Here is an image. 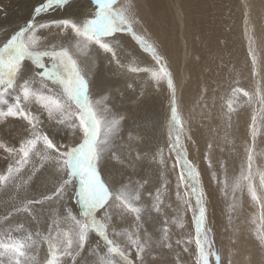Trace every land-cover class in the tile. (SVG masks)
<instances>
[{
  "label": "snow or ice",
  "instance_id": "snow-or-ice-1",
  "mask_svg": "<svg viewBox=\"0 0 264 264\" xmlns=\"http://www.w3.org/2000/svg\"><path fill=\"white\" fill-rule=\"evenodd\" d=\"M71 2L41 0L22 26L0 38V159L5 161L0 168V264H186L185 255L191 264H232L231 255L225 261L217 247L208 192L199 166L189 158L188 142H196L182 115L183 90L170 59L147 28L137 30L142 20L132 0H88L87 13L43 18ZM126 38L138 51L128 50ZM248 51L251 74L260 77L264 69L251 39ZM141 54L150 59L142 61ZM193 59L198 63L200 57ZM105 64L114 75L143 77L147 89H133L130 105H141L147 90L167 101L163 120L153 124L164 131L153 147L157 180L151 187H146L148 178H132L147 156L140 148L147 130L128 126V115L117 109L109 89L97 91ZM229 89L219 114L226 129L233 127L241 96L249 105H264L259 82L252 93L239 81ZM208 92L204 84L199 95ZM259 111L264 113V107ZM201 115L214 118L208 104ZM249 129L239 176L231 183L222 160L217 163L223 179L217 173L211 142L204 159L221 195L230 197L229 224L245 192L258 210L252 223H261L253 234L264 252V171L257 169V184L253 170L260 134L255 111ZM227 137L226 131V142ZM169 172L175 173L174 185ZM189 216L193 230L177 236Z\"/></svg>",
  "mask_w": 264,
  "mask_h": 264
},
{
  "label": "bare ground",
  "instance_id": "bare-ground-1",
  "mask_svg": "<svg viewBox=\"0 0 264 264\" xmlns=\"http://www.w3.org/2000/svg\"><path fill=\"white\" fill-rule=\"evenodd\" d=\"M21 1L22 0H14L13 2L21 3ZM26 1L30 3L36 2V0ZM132 1L135 3V10L138 11V13L140 12L141 16L144 18L141 25L150 30L152 32L150 33L152 35H156L155 37L159 39V41H161L159 42V44H162V50L166 52L165 55L172 62L171 67L174 71L177 72L178 83L180 81V77L181 81L183 80L182 82H184V71L186 70V80L184 88H181L179 84L178 88L183 90V99L181 103L182 115L186 120V127H190L191 135L196 142L195 146H193L191 142H188L189 158L192 159L194 163L197 162L202 171L201 173L204 185L206 187L210 200V219L213 222V226L216 232L217 247L221 250L225 261L228 259L229 255H231L232 264H264V252H261L260 249L257 247L253 234L254 229L259 227L261 223L259 219H257L255 224L252 223V219L254 217H258L259 215L258 210L251 205L249 198L245 194L243 198L242 196L239 198L237 210L231 213V224H229L227 205L228 203H230V197L225 198L221 195V193L219 192V186L214 183L210 178L211 173L207 169V165L204 159L206 144L211 142L213 144L212 158L214 166L216 167L217 173L220 178L223 179V175L220 172L217 161L221 160L224 161L226 164L227 176L230 183L235 177L239 176V163H241V158L239 157L241 156L240 152L242 153L243 149L241 145L240 149L236 147L232 143V139L233 142L237 145L242 143L243 141L246 142L247 137L243 133V125H245V128L248 125V112L251 105L249 106V104L245 102L246 98H244L243 96L238 98L237 113L233 116V127L230 129H226L223 125V122L219 119V114L221 112L220 106L224 102L221 97L228 95V92L230 93L229 87H225L227 90L223 87L225 84L224 82L228 79L224 77L225 73L223 67L225 68V66L221 65L220 63H217V68H222L223 72L222 76L220 74L215 78L214 83H209L206 79L204 80L200 76V73L204 69L203 65L209 61H212L213 63H215V61H218L222 62V64H226L228 60H224V54L226 55L225 59L231 60L233 58L232 63L235 59H237L239 63L240 54L244 53L245 48H249L247 43L249 44L250 37L252 38V41L255 39L257 42L259 41L260 43H262L261 45H263V48H258V46L255 48V54L257 53V50L258 52L259 50L264 51V0H244L245 5H247L244 6L247 7L246 25L248 22V31L250 32L246 33L248 36L247 43L245 40L246 34H243L241 32L240 27L237 25V22H234L233 19L235 16V5L233 6V8L232 6L230 7V3H233V0H220L221 2L218 0H216L215 2L209 0L212 2L210 5H205L208 3V1L207 3L204 2L205 4H203L201 0H180L178 4L177 0ZM249 4L252 7V9H250V14ZM239 7L241 8L242 6ZM188 8L193 9V15L190 18L192 20L191 25L193 28L191 29L193 30L194 34H200L201 36L199 47L205 45L207 48L209 46L210 51L208 52H205L202 48V53L198 54L197 39L191 34L185 32L183 20ZM89 11L90 8L88 0H72L71 6L68 7L66 10L51 13L43 18H59L69 15L75 16L87 13ZM27 13L28 11L26 7L25 11L20 15H25ZM239 13L240 18H242L241 9L239 10ZM20 15L14 16L10 12L7 16L8 21L2 22V20H0V28H2L3 26H7L9 29L8 33H12L30 18V16H28L24 20ZM249 15L251 17L250 19ZM15 24L16 27L10 29ZM137 30L139 31L138 27ZM163 30L169 35L170 39L174 40L172 44L169 43V46L167 41L162 40L163 38H159L160 33ZM183 32L190 37L183 39ZM240 32L242 33L241 39L243 42L245 41V45L244 49H242V44L240 43L241 45H238L237 50L236 37L237 34ZM186 39H188V48H197L192 51L193 55L192 57L191 55L189 56L191 57L189 60L185 59L187 52L182 49V47L186 46ZM256 41L255 43L258 44ZM125 43L130 52L138 51V49L130 41V39L126 38ZM253 47H255L254 44ZM206 53L208 57L206 56ZM194 56L200 57L198 63L194 62ZM244 56L245 60L242 61V64H245V66L247 67L249 64L246 65V62H249L247 61L249 57H247L246 55ZM139 58L145 62L150 59L146 57V54H141ZM261 58L263 57H260V59ZM238 65L239 64H237V67L235 68L237 71ZM235 69L233 68L231 72H234ZM244 70L247 72L249 71L246 68H244ZM113 73L114 69H112L110 66H107L105 64V66L101 67L98 77L97 91H102L105 88L109 89L112 92L113 102L116 104L117 109L124 110L128 117L134 120L135 123L129 120L128 126L132 127L133 125H138L147 130L145 133L147 136V141L140 145V148L147 153V156L143 160L138 162L136 174L133 175L132 178L133 180H141V178H148L149 184L146 187H151L152 183L157 180L155 170L156 166L151 161L153 147L155 143L163 139L164 131L163 128L160 127H157L154 130L153 124L163 120L164 114L167 111V101L163 95H157L151 90H147V95L145 96L143 103L137 106L136 112H133L131 105H127V103L129 101V97L133 94V89L137 92H139V86H143L144 89H147V85L144 83L143 77H122L119 74L114 75ZM187 73L191 74V77L189 79L187 78ZM194 75L196 76V78L194 77ZM262 77H264V74ZM218 79H220V81ZM221 81L223 82V85H221ZM227 81V85H229V79ZM261 83L264 84L263 82ZM126 84H131L132 88L126 89ZM204 84L208 86L209 92L206 97L201 98L199 94L201 86ZM213 89H215V93H213ZM251 90L252 86L249 87V91L252 93ZM116 93H120V95L117 96ZM148 95L149 97H147ZM204 104L209 105L210 111L214 117L213 119L209 120L202 117L201 111L202 105ZM258 119L257 126L259 127L261 132H264V126H261L259 124L260 121ZM10 123L15 122L11 121ZM0 130H2V126H0ZM226 131L228 133L227 140H229L227 142L224 140V135ZM248 133L250 134L249 131ZM6 138L9 139L10 142H12L10 137ZM259 139L260 140L257 141V149L255 154V163L253 169L254 174L257 172V169H259L260 171H264V149L260 150L259 148L262 144L264 145V136ZM126 148L127 146L125 145V147L120 150L121 154L126 151ZM257 156H260L262 160L259 159ZM171 162V158H169V164H171ZM4 166L5 161L3 159H0V168ZM109 170L112 171L113 175L117 174V169L112 164L109 165ZM167 175L174 185L175 173L169 172ZM255 181L257 184H259L260 177L258 174H255ZM172 200L174 201V191L172 192ZM240 201H242V204L240 203ZM0 207H2V205H0ZM243 214H245V216H243ZM186 218L188 220V222L186 221L187 227L185 230H176L177 236L183 235L186 232H190L193 230L190 223V216ZM148 226L149 228H151V225ZM225 228H228V230L225 231ZM233 241L235 242L233 243ZM44 255L45 253L42 249L40 252V257L43 258ZM188 258L189 257L187 255L184 256L186 264H191L187 260ZM89 259L92 258L89 257Z\"/></svg>",
  "mask_w": 264,
  "mask_h": 264
},
{
  "label": "rangeland",
  "instance_id": "rangeland-1",
  "mask_svg": "<svg viewBox=\"0 0 264 264\" xmlns=\"http://www.w3.org/2000/svg\"><path fill=\"white\" fill-rule=\"evenodd\" d=\"M14 0H2V1H0V20H2V22H4V21H8V18H7V16L9 15V13L11 12L14 16H18V15H20V14H22L24 11H25V9H26V7H27V11H28V13L27 14H25V15H20L24 20L28 17V16H30L31 14H32V12H33V9H34V7H36V6H38L39 5V3L41 2V0H36V2L34 3H30V2H28V1H26V0H22L21 1V3L19 2V3H14L13 2ZM25 1H26V3H25ZM207 1H208V3H207ZM216 0H212V2H215ZM218 1H220V0H218ZM221 1H223V0H221ZM220 1V2H221ZM180 2V0H177V4ZM201 2H203V4H205V3H207V4H205V5H210L212 2L211 1H209V0H201ZM205 2V3H204ZM132 3H133V5H134V8H135V3L132 1ZM228 3V2H227ZM240 3V4H239ZM231 5H230V7L232 6V8H233V6H234V14H235V16H234V22H237V25L240 27V30H241V32L243 33V34H246V33H250L249 31H248V22H247V25H246V13H247V7H244V6H247V5H245V2H244V0H233V3H230ZM242 4V5H241ZM239 6H242L241 8L239 7ZM236 8V9H235ZM243 8V9H242ZM245 8V9H244ZM192 9V8H191ZM191 9H187V11H186V13H185V16H184V20H183V25H184V28H185V32L186 33H188V34H191L192 36H194L196 39H197V43H198V45H197V48H198V54H201L202 53V48H203V50L205 51V52H208V51H210V47L208 46L207 48H206V46L205 45H203V46H201V47H199V45H200V41H201V36H200V34H194V32H193V28H192V25H191V17H192V15H193V9L191 10ZM241 9V11H242V18H240V13H239V10ZM250 9H252V7H251V5L249 4V14L251 13L250 12ZM190 11V12H189ZM137 13H138V11H137ZM189 14V15H188ZM138 15H139V17L141 18V20L143 21V17L141 16V14H140V12L138 13ZM186 15H187V17H186ZM245 17V18H244ZM49 18H52V17H49ZM251 17H250V15H249V19H250ZM46 19H48V18H46ZM232 19V20H233ZM231 20V21H232ZM245 22H243V21ZM230 21V22H231ZM1 22V23H2ZM190 26V27H189ZM229 26V25H228ZM16 27V24L14 25V26H12L10 29H13V28H15ZM138 27V29H139V31L140 30H142V28H145V27H143L142 25H138L137 26ZM192 28V29H191ZM188 29V30H187ZM249 30H250V21H249ZM8 31H9V29H8V27L7 26H3L2 28H0V38H3V37H5L6 35H8L9 33H8ZM150 31V30H149ZM167 31V30H166ZM151 32V31H150ZM238 33L237 34V37H236V48H237V50H238V45H241L242 44V49H244V45H245V41L243 42L242 41V39H241V34L242 33ZM152 33V32H151ZM250 35V34H249ZM156 35H152V37L154 38V39H156L157 41H158V43L159 42H161V41H159V39H157L156 37H155ZM182 36H183V39H185V38H187V37H190V36H188V35H186L184 32H183V34H182ZM169 37V35L163 30L161 33H160V36H159V38H163L162 40H164V41H167L168 42V46L170 45V44H172L173 43V41L174 40H172V39H170V37ZM247 39H248V36H247V34H246V43H247ZM250 39H251V41H252V38L250 37ZM221 41V40H220ZM254 41V42H253ZM252 42V48H253V51H254V53H255V48L258 46V48H263V45H261L262 43H260L259 41L257 42L255 39L253 40ZM255 41L258 43V44H256L255 43ZM170 43V44H169ZM183 43V42H182ZM185 43H186V46H184V47H182V49L183 50H185V52H187V54H186V56H185V59L186 60H189L191 57H192V55H193V53H192V51L193 50H195V49H197V48H195V49H192V48H188L187 47V44H188V39H186V41H185ZM241 43V44H240ZM253 44H254V46L255 47H253ZM260 44V45H259ZM161 45L162 44H160V47H161ZM247 45L249 46V44L247 43ZM186 49H187V51H186ZM222 49V48H221ZM247 49H249L248 47L247 48H245L244 49V53H247V54H244V53H241L240 54V57H239V63H238V60L237 59H235L234 61H233V63H232V60H233V58L230 60V59H225L226 58V55L224 54V60H228L227 61V63L226 64H222V62H218V61H215V63H213L212 61H209V62H207V63H205L204 65H203V67H204V69L202 70V72L200 73V76L205 80H207V82H209V83H214V81H215V78L218 76V75H220L221 74V76H222V72H223V70H224V73H225V78H228L229 79V82H230V84H234L235 83V81H239L240 82V86H242L246 91H249V87H251L252 86V92H254L255 91V88H256V85H257V82H263L264 83V80H262L261 79V77L263 76V74H264V72H263V70L261 71V74H262V76H261V74H260V77H253L252 76V74H251V57L250 56H248L249 54V51L247 50ZM161 51H162V53L163 54H166V52H164L163 50H162V47H161ZM220 51V50H219ZM246 51V52H245ZM190 52H191V54H190ZM241 52H242V50H241ZM221 54V53H220ZM191 55V57H189ZM244 55H246L247 57H249V59L247 60V61H249L248 63L246 62V65H248L247 67L245 66V64H242V61H244L245 60V56ZM256 56H257V60H258V62H259V64L260 63H262V64H260V66H261V68L262 69H264V51H261V50H259V52H258V50H257V53L255 54ZM170 56V55H169ZM206 56L208 57V55H207V53H206ZM202 57V56H201ZM260 57H263V58H261L260 59ZM262 61V62H261ZM170 63H172L171 61H170ZM217 63H220L221 65H224L225 66V68L223 67V70H222V68H217ZM233 64V67H232V64ZM245 63V62H244ZM228 64V65H227ZM231 64V65H230ZM237 64H239L238 65V71L235 69L236 67H237ZM207 65V66H206ZM208 65H210V66H208ZM213 65V66H212ZM226 65H227V68H226ZM235 65V66H234ZM216 66V67H215ZM217 68V69H216ZM233 68L235 69L234 70V72L232 71L231 72V70H233ZM244 68H246V69H248L249 71L247 72V71H245L244 70ZM230 71V72H229ZM263 72V73H262ZM184 74H185V77H184V82H182L181 81V77L179 78L180 79V81H179V86L181 87V88H184V85H185V80H186V70L184 71ZM221 76H220V79H221ZM191 77V74H189V73H187V78L189 79ZM194 77L196 78V76L194 75ZM223 77V78H224ZM187 79V80H188ZM220 79H218L219 81H220ZM227 79V80H228ZM194 80V79H193ZM225 81L224 83V89H226L227 87H229V85H227V82L228 81ZM233 80H234V82H233ZM262 80V81H261ZM232 82V83H231ZM221 85H223V82L221 81ZM261 85V88H262V90H264V84H260ZM195 86V85H194ZM140 88H139V91L140 90H142V89H144V87L143 86H139ZM226 87V88H225ZM254 88V89H253ZM227 90V89H226ZM250 92V91H249ZM251 93V92H250ZM230 93L228 92V95H229ZM150 95V94H149ZM149 95L147 96V97H149ZM148 99V98H147ZM247 99V98H246ZM246 99H245V102H246ZM127 105H130L129 104V101H128V103H127ZM250 106V105H249ZM131 107H132V110H133V112H136L137 111V106H133V105H131ZM261 107H264V105H261V104H259V103H253V104H251V107H250V109H249V112H248V121H247V127L245 128V125H243V133H244V135H246V137H247V139H246V141L247 140H249V138H250V134L248 133V131L250 132V129H249V126H250V124H251V118H252V115H253V113H254V111H255V114H256V116H257V119L259 120V121H261V118L262 117H264V113H261L260 111H259V109L261 108ZM129 120L130 121H132V122H134V120L133 119H130L129 118ZM186 121V120H185ZM135 123V122H134ZM259 124H260V122H259ZM261 125V124H260ZM258 127V126H257ZM248 130V131H246V130ZM258 130H259V135H258V137H257V141H259L260 139L259 138H261V137H263L264 136V132H261V130L259 129V127H258ZM247 134H249V135H247ZM227 141H229V140H227ZM232 143L236 146V147H238L239 149H240V145L242 146V149H243V146H244V144H245V141H243L242 143H240V144H235L234 142H233V139H232ZM226 148V147H225ZM260 150L261 149H264V145L262 144L260 147ZM240 154H241V156L239 157V158H241V163L243 162V159H244V156H245V153H244V151L241 153L240 152ZM263 156H264V154H263ZM259 159H261L262 160V158L260 157V156H257ZM194 162V161H193ZM197 165H198V163L197 162H195ZM239 163V162H238ZM241 163H239V169H240V165H241ZM199 166V165H198ZM200 168V167H199ZM201 170V169H200ZM202 172V171H201ZM239 175V174H238ZM136 180V179H135ZM147 186V185H146ZM245 194H246V192H245ZM244 194V195H245ZM244 195L242 196V198L244 197ZM247 195V194H246ZM175 197H174V201H173V204L175 205ZM240 203L242 204V201H240ZM243 216H245V214H243ZM186 221L188 222V220H187V218H186ZM186 225H187V223H186ZM190 263H191V260H190V258H188L187 259Z\"/></svg>",
  "mask_w": 264,
  "mask_h": 264
}]
</instances>
